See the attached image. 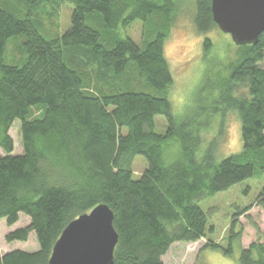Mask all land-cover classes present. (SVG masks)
<instances>
[{
    "label": "trees",
    "instance_id": "1",
    "mask_svg": "<svg viewBox=\"0 0 264 264\" xmlns=\"http://www.w3.org/2000/svg\"><path fill=\"white\" fill-rule=\"evenodd\" d=\"M65 2L74 7L72 25L47 39L39 27ZM183 2L0 0V219L11 226L26 214L29 224L6 240L26 241L35 232L40 244L33 253L0 251V264H49L63 230L99 204L114 212L119 234L114 264H164L173 244L213 234L200 201L264 176V31L257 43L233 41L234 56L222 64L223 55L207 37L204 84L176 115L170 100L175 77L165 46ZM193 4L199 33L219 29L212 0ZM138 19L151 31L144 48L120 32ZM12 38L19 41L11 55L26 54L21 65L6 60ZM88 65L97 66L94 79L111 84L109 90L86 79ZM135 71L158 94L131 89ZM229 111L241 121L243 146L218 160L215 143L204 145V135L212 119L222 121ZM157 116L167 122L165 133L157 131ZM16 120L20 154L13 153L10 133ZM138 156L147 167L137 177ZM255 204L264 209V186ZM251 207L239 208L236 216ZM242 228L234 216L228 254ZM206 246L221 248L214 242ZM240 263L264 264L262 233L242 248Z\"/></svg>",
    "mask_w": 264,
    "mask_h": 264
},
{
    "label": "rangeland",
    "instance_id": "2",
    "mask_svg": "<svg viewBox=\"0 0 264 264\" xmlns=\"http://www.w3.org/2000/svg\"><path fill=\"white\" fill-rule=\"evenodd\" d=\"M181 2L183 3L179 5L176 21L173 24L165 46L166 55L175 77L174 84L171 87L172 99L170 98V100L176 115H181L192 95L194 96V91L204 84L206 73H203V71L204 67L208 65L202 53L205 39L209 37L214 40L219 55H223L222 61L219 64L227 62L228 57L233 58L235 51L232 45V37L220 28L213 29L206 34L199 33L193 22V0H181ZM73 9L74 7L71 3L65 2L60 4L57 7L58 14L53 19L45 18L43 24L39 27L40 33L47 39L62 36L72 25ZM88 24L90 25L89 20ZM120 30L123 37H131L142 48L146 45V38L149 40L152 38L151 31L145 26L144 21L140 19L134 21L133 24L126 28L120 27ZM16 41L18 42L19 39H11L6 60L8 63L21 65L22 58L26 57V54L20 55L17 53L11 55L12 44ZM227 51L228 53H226ZM213 55L215 56L214 53ZM214 64H210V67L216 66ZM262 65L264 67V62ZM88 66H83L85 69L84 75L88 81L91 80L90 83L92 85H95L97 79H94V77H96L97 66ZM133 75L137 77L134 78V87H131V89L152 95L158 94L156 89L149 86L144 79L139 78L136 71ZM110 85L107 82L97 83L99 88L108 90L111 88ZM94 91L96 92V90ZM239 91H243V89L240 88ZM211 122L212 127L206 130L204 135V145L208 147L210 144L215 143L214 149L218 160L242 149L241 121L236 112L229 111L222 121L217 116ZM20 126L21 121L16 120L10 130L15 141L14 154L23 152ZM166 130L167 122L165 118L157 116V131L165 133ZM172 147H175V145L173 144ZM0 152L3 153L2 150ZM146 167V159L143 156H138L134 162L135 175L137 177L140 176ZM263 186L264 176L260 179L249 178L234 185L229 190L219 192L207 200L200 201L199 205L211 218L210 223L214 226L213 234L209 233L206 238H202L196 242H177L173 244L163 257L164 264H241L240 255L242 248H247L252 242L257 241L260 233L264 235V209L255 204ZM250 205L252 207L248 212L236 216L235 213H237L239 208H246ZM234 216L237 221V229L241 225L243 233L240 242H234L232 244V251L228 254L225 250L229 248V231ZM29 222L30 218L26 214H21L20 220L11 226L8 225L7 220L4 218L0 219V249L12 251L15 248H39L40 244L35 232H31L26 241L8 242L6 240V236L10 232L28 225ZM259 231L261 232L259 233ZM211 242L219 243L221 248L213 249L207 247L206 245L211 244Z\"/></svg>",
    "mask_w": 264,
    "mask_h": 264
},
{
    "label": "water",
    "instance_id": "3",
    "mask_svg": "<svg viewBox=\"0 0 264 264\" xmlns=\"http://www.w3.org/2000/svg\"><path fill=\"white\" fill-rule=\"evenodd\" d=\"M212 12L238 45L257 43L264 31V0H212ZM118 240L113 210L99 204L63 230L49 264H114Z\"/></svg>",
    "mask_w": 264,
    "mask_h": 264
},
{
    "label": "crops",
    "instance_id": "4",
    "mask_svg": "<svg viewBox=\"0 0 264 264\" xmlns=\"http://www.w3.org/2000/svg\"><path fill=\"white\" fill-rule=\"evenodd\" d=\"M24 226H25V225H24ZM15 241H19V240H15ZM15 241H13V242H15ZM39 248H40V246H39ZM39 248H37V247L34 248V249L15 248V249H13L12 251H14V250H22V251H25V252H28V253H33V252L38 251ZM0 251H1V254H2V255H5V254L11 252V251L1 250V249H0Z\"/></svg>",
    "mask_w": 264,
    "mask_h": 264
}]
</instances>
